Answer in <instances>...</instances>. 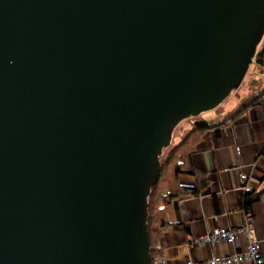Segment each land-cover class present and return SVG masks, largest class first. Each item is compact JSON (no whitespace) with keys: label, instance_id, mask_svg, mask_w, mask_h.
<instances>
[{"label":"water","instance_id":"1","mask_svg":"<svg viewBox=\"0 0 264 264\" xmlns=\"http://www.w3.org/2000/svg\"><path fill=\"white\" fill-rule=\"evenodd\" d=\"M263 36L264 0H0V264H152L160 155Z\"/></svg>","mask_w":264,"mask_h":264},{"label":"crops","instance_id":"2","mask_svg":"<svg viewBox=\"0 0 264 264\" xmlns=\"http://www.w3.org/2000/svg\"><path fill=\"white\" fill-rule=\"evenodd\" d=\"M205 117L217 116L211 110ZM192 165L193 172L178 173V183L188 191L167 213L173 223L183 221L188 231L174 225L164 227L161 238L164 263L184 264L188 259L198 261L214 254L233 253L244 249L250 238L260 241L264 255V190L252 205L250 236L244 234L234 243L220 241L212 245L194 240L215 227L246 223L240 175L246 173L255 184L264 177V104L253 105L219 133L208 130L192 151ZM199 174L210 178L206 190L200 189Z\"/></svg>","mask_w":264,"mask_h":264},{"label":"trees","instance_id":"3","mask_svg":"<svg viewBox=\"0 0 264 264\" xmlns=\"http://www.w3.org/2000/svg\"><path fill=\"white\" fill-rule=\"evenodd\" d=\"M253 63L257 65L261 72V75L255 78L260 83L253 84L252 79L249 82L244 79L240 87L246 86L247 90L232 108L224 109L219 105L220 107L212 109L216 113V118H208L200 116L202 115L200 114L191 115L184 119L173 130L171 144L163 149L160 155V177L158 182L151 187V192L148 196V225L151 236L150 252L152 264H165V254L163 249L159 247L164 227L174 225L188 231V227L183 221L173 223L168 218L167 213L169 207L177 205L179 198L188 191L178 183L177 176L180 171L193 172L192 151L196 144L208 130L214 129L219 133L222 127L230 125L238 116L247 112L253 105L264 104V36L257 47ZM221 113L223 114L222 116L220 115ZM187 120L190 123L184 125L183 130H181L182 123ZM198 179L200 189L206 190L210 184V178L199 174ZM243 190L241 196L243 209L251 211L253 203L258 200L261 192L264 190V177L249 190Z\"/></svg>","mask_w":264,"mask_h":264},{"label":"built area","instance_id":"4","mask_svg":"<svg viewBox=\"0 0 264 264\" xmlns=\"http://www.w3.org/2000/svg\"><path fill=\"white\" fill-rule=\"evenodd\" d=\"M240 178L242 180V189L249 190L255 185L254 182L250 181L246 173H241ZM253 213L247 211L246 223L236 226H221L210 229L194 240L201 245H212L220 241L227 243H234L237 241L240 235L250 236L253 233ZM241 262H248L250 264H264V255L262 245L259 240L251 239L244 249L229 253V254H214L210 257L198 261L188 259L184 264H237Z\"/></svg>","mask_w":264,"mask_h":264},{"label":"rangeland","instance_id":"5","mask_svg":"<svg viewBox=\"0 0 264 264\" xmlns=\"http://www.w3.org/2000/svg\"><path fill=\"white\" fill-rule=\"evenodd\" d=\"M247 76H245V81L249 82L252 79V83L253 84H258L259 80H254L255 78H258L261 75L260 70L258 69L257 65L255 63H253L248 71V74H246ZM260 83V82H259ZM247 90L246 86L243 87H238L236 89H234L226 99L223 100V102L220 104L221 107H223L224 109L227 107H231L233 105H235V103L237 102V100H239V98L241 97V95ZM226 107H224V106ZM217 106V107H220ZM209 111H205L202 113V115L200 116H206L208 115ZM221 116L223 115L222 113L220 114ZM190 123V121H185L182 123V128L181 130H183L184 125H188Z\"/></svg>","mask_w":264,"mask_h":264},{"label":"flooded vegetation","instance_id":"6","mask_svg":"<svg viewBox=\"0 0 264 264\" xmlns=\"http://www.w3.org/2000/svg\"><path fill=\"white\" fill-rule=\"evenodd\" d=\"M254 80H256V79H254ZM256 81H257V80H256ZM159 247L162 248V243H161V241L159 242Z\"/></svg>","mask_w":264,"mask_h":264},{"label":"clouds","instance_id":"7","mask_svg":"<svg viewBox=\"0 0 264 264\" xmlns=\"http://www.w3.org/2000/svg\"><path fill=\"white\" fill-rule=\"evenodd\" d=\"M253 62H254V61H253ZM252 64H253V63H252ZM252 64H251V65H252ZM248 71H249V70H248ZM247 73H248V72H247Z\"/></svg>","mask_w":264,"mask_h":264}]
</instances>
